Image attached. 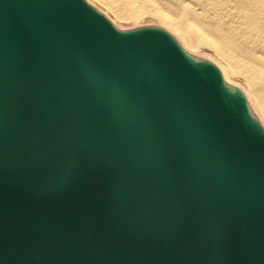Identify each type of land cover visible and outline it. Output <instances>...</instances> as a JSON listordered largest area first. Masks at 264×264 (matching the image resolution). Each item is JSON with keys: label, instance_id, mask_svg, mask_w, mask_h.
<instances>
[{"label": "water", "instance_id": "95a60500", "mask_svg": "<svg viewBox=\"0 0 264 264\" xmlns=\"http://www.w3.org/2000/svg\"><path fill=\"white\" fill-rule=\"evenodd\" d=\"M0 264H264L243 90L160 25L0 0Z\"/></svg>", "mask_w": 264, "mask_h": 264}, {"label": "bare ground", "instance_id": "6f19581e", "mask_svg": "<svg viewBox=\"0 0 264 264\" xmlns=\"http://www.w3.org/2000/svg\"><path fill=\"white\" fill-rule=\"evenodd\" d=\"M99 1L109 8L115 7L119 18L154 15L193 49L211 46L215 54L212 57L232 85L239 86L232 76L243 77L248 94L264 119V0ZM167 5L183 10L186 19L164 12ZM213 58L209 59L215 61Z\"/></svg>", "mask_w": 264, "mask_h": 264}, {"label": "rangeland", "instance_id": "374dc122", "mask_svg": "<svg viewBox=\"0 0 264 264\" xmlns=\"http://www.w3.org/2000/svg\"><path fill=\"white\" fill-rule=\"evenodd\" d=\"M88 1L90 3V0H88ZM92 1L95 2V4H96L93 6H95L97 9H99L104 14H106L111 20H112V18L115 19V22L112 20L113 23L121 29H130V28H134V27L151 25V24L160 25V26L166 28L167 30H169L173 35H175V37H177V39L181 42V44L184 46V48L189 53H191L192 55H194L196 57H200V58H205V59H209L210 57L213 58L215 56L213 48L209 45H202L200 47V49H195V48L193 49V48L189 47L186 44V42L183 40V38L173 28H171L168 25H166L165 23L161 22L158 18H156L152 14H144L138 18H127V19L119 18L117 16V11H116L115 7L109 8V7H107V5L105 3H102V1H99V0H92ZM164 10H165L164 12H166L167 14L173 13L180 20L186 19V16L183 13V10L179 9L175 5H167V6H165ZM214 60L215 61H213V60H211V61L213 63H215L221 69L226 82L230 84V80L226 77V74H225L224 70L222 69L221 65L219 64V62L216 59H214ZM232 78H233L232 81L239 84L240 88L243 90V92L245 93V95L248 98V101H249V104L252 108V111L259 117V119L261 120V122L264 125V119L260 115V113L258 112L255 104L253 103V100L250 98V95L248 94V90L244 84L243 77L242 76H232Z\"/></svg>", "mask_w": 264, "mask_h": 264}]
</instances>
